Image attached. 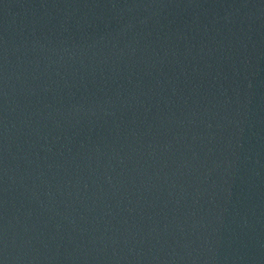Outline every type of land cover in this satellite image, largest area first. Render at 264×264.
<instances>
[{
	"label": "water",
	"instance_id": "water-1",
	"mask_svg": "<svg viewBox=\"0 0 264 264\" xmlns=\"http://www.w3.org/2000/svg\"><path fill=\"white\" fill-rule=\"evenodd\" d=\"M0 264H264V0H0Z\"/></svg>",
	"mask_w": 264,
	"mask_h": 264
}]
</instances>
